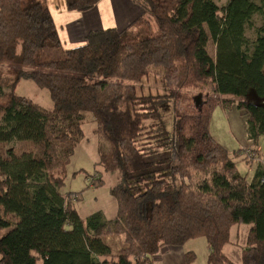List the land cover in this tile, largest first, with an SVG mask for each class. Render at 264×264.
Here are the masks:
<instances>
[{
	"label": "trees",
	"instance_id": "trees-1",
	"mask_svg": "<svg viewBox=\"0 0 264 264\" xmlns=\"http://www.w3.org/2000/svg\"><path fill=\"white\" fill-rule=\"evenodd\" d=\"M98 1L66 3L86 11ZM141 3L144 14L127 28L92 30L63 49L44 0H0V230L11 226L0 235V264H154L164 245L197 236L207 238L210 263L234 264L223 246L237 223L251 224L240 264H264V166L249 180L235 159L241 149L231 153L209 132L215 105L234 96L249 138L264 136V104L246 100L251 90L264 98V24L248 35L264 0ZM150 75L170 91L140 92L136 83ZM21 79L47 88L53 109L15 94ZM190 89L215 98L199 102ZM87 112L100 138L96 163L121 173L110 219L100 210L84 219L54 173L83 139ZM15 141L28 148L4 149ZM164 151L172 154L158 163L167 165L150 169L147 156ZM118 234L114 252L105 236ZM194 257L188 251L184 264Z\"/></svg>",
	"mask_w": 264,
	"mask_h": 264
},
{
	"label": "rangeland",
	"instance_id": "rangeland-1",
	"mask_svg": "<svg viewBox=\"0 0 264 264\" xmlns=\"http://www.w3.org/2000/svg\"><path fill=\"white\" fill-rule=\"evenodd\" d=\"M215 1L220 6H223L228 0ZM263 24L264 16L256 15L254 17L253 27L248 28V35L253 38L256 28ZM60 27L59 23L58 28L60 29ZM63 49L65 48L63 47ZM211 51H214L213 47H211ZM136 86L140 92L148 94H165L170 91V88L163 79L154 75L144 77L141 82L136 83ZM4 90L6 92L10 91L8 88ZM188 91L193 93L199 102L208 95H212V97L215 98L211 92L195 89H190ZM14 93L28 97L48 110L54 107V102L49 90L38 86L31 79H21L15 86ZM260 99L261 98L254 90H251L246 97V100L255 103L260 102ZM240 100L241 99L232 96L228 97L227 101H219L215 105L209 121V132L218 143L231 153H235L238 149H241L238 150L240 153L235 158L237 160V166L249 180H252L262 160L259 159V155L257 157H250L246 149L254 148L260 150L264 159V136L259 139L258 143H254V141L249 138L247 132V115L245 110L238 105ZM161 112L168 129L171 130L174 117L172 102H164L161 105ZM95 128L96 121L94 116L92 113L87 112L86 119L82 123L84 132L83 139L76 146L70 161L55 168L54 173L64 177L65 183L61 187V190L72 193L74 203L84 219H86L90 213L98 210L102 211L105 219H110L114 217L117 212V200L111 193V188L120 180L121 173L119 169L106 170L96 163L99 160L98 146L100 138L95 133ZM187 133L191 134V130L188 129ZM12 148L21 150L27 149L28 146H26L25 143L15 141L4 147V149ZM171 154L170 151H164L148 155L147 159L155 161L150 169L166 166V162L158 163V159ZM261 166H264V164ZM1 211L2 209L0 208V213ZM245 224L248 223L238 226H245ZM10 228L11 226L1 229L0 235L4 234ZM232 238L231 240L234 241V244L232 243L228 246L227 252L231 255L234 264H240L242 262L241 253L247 243L241 240H235L234 231L232 232ZM105 239L112 245L114 252H117L124 242V235H107ZM185 246H191L196 250L193 259L194 264H213L208 260V245L205 236L193 237ZM186 254L182 264L186 262ZM38 262L42 263V259L40 258Z\"/></svg>",
	"mask_w": 264,
	"mask_h": 264
},
{
	"label": "crops",
	"instance_id": "crops-1",
	"mask_svg": "<svg viewBox=\"0 0 264 264\" xmlns=\"http://www.w3.org/2000/svg\"><path fill=\"white\" fill-rule=\"evenodd\" d=\"M141 1L142 0H99L92 9L86 11H77L69 9L67 7L66 0H44L49 10L51 11L55 24L57 26L62 46L65 49L75 47L84 43L87 34L92 30L107 28H117L119 30H123L127 28L129 25H131L132 22H134L137 18L141 17L144 14L145 10L142 6ZM59 23L61 26L60 29L58 28ZM262 101H264V98L260 99L261 103ZM258 155L259 159L262 160L261 165H263L264 159L260 150H258ZM242 224L244 223H237L231 227L230 240L223 246L224 253L231 260L232 258L231 255L228 254L227 248L230 244H234V241L231 240L233 239L232 232L234 231L235 240H241L247 243L251 224L248 223L245 224V226H238ZM191 239H193V237L188 239L183 244L184 246L173 244H170L171 246L164 245L156 254L152 256L153 263L182 264L185 258V254L188 251L196 252L193 247L185 246L186 243ZM207 245V255L209 256L210 248L208 241Z\"/></svg>",
	"mask_w": 264,
	"mask_h": 264
},
{
	"label": "built area",
	"instance_id": "built-area-1",
	"mask_svg": "<svg viewBox=\"0 0 264 264\" xmlns=\"http://www.w3.org/2000/svg\"><path fill=\"white\" fill-rule=\"evenodd\" d=\"M246 152L250 154V156L255 157L256 153L252 151V149H246Z\"/></svg>",
	"mask_w": 264,
	"mask_h": 264
},
{
	"label": "water",
	"instance_id": "water-1",
	"mask_svg": "<svg viewBox=\"0 0 264 264\" xmlns=\"http://www.w3.org/2000/svg\"><path fill=\"white\" fill-rule=\"evenodd\" d=\"M262 103L264 104V101H262Z\"/></svg>",
	"mask_w": 264,
	"mask_h": 264
}]
</instances>
